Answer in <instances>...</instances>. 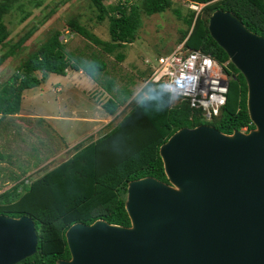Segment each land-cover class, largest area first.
Wrapping results in <instances>:
<instances>
[{
	"label": "trees",
	"instance_id": "16d2710c",
	"mask_svg": "<svg viewBox=\"0 0 264 264\" xmlns=\"http://www.w3.org/2000/svg\"><path fill=\"white\" fill-rule=\"evenodd\" d=\"M14 1L0 0V51L9 44L10 31L4 16ZM91 2L97 21L107 20L109 39L96 36L76 17L68 19L66 25L72 32L100 46L103 52L114 53L118 61L125 58L123 48L137 39L143 15L161 13L175 5L174 0H133L131 3L118 0L113 5H106L103 0ZM183 2L187 6L196 3L200 9L188 6L184 14L179 5L172 9L185 25L180 29L177 42H183L185 48L209 54L230 77L226 102L219 114L209 121L186 99L172 104L169 94L158 85L147 83L135 96L128 88L115 89L113 78L100 79L105 62L94 54L83 57L66 51L59 32L34 45L0 83V120L19 112L24 90L40 85L50 73L65 75L68 68L81 70L96 83H103L102 87L111 95L103 103L107 115H114L121 104L134 96L128 103V111L108 131L74 147L68 158L33 179L14 176V184L0 192V214L14 218L27 215L35 223L36 251L16 264H58L61 259H69L65 231L74 223L91 224L102 219L129 226L125 207L127 184L144 177L167 182L159 147L176 130L209 124L230 134L254 127L247 110L245 78L211 37L208 17L218 9L231 11L250 31L264 37V0ZM1 55L0 65L6 58V54ZM146 65L143 78L152 70L150 64ZM4 158L0 150V161Z\"/></svg>",
	"mask_w": 264,
	"mask_h": 264
},
{
	"label": "water",
	"instance_id": "95a60500",
	"mask_svg": "<svg viewBox=\"0 0 264 264\" xmlns=\"http://www.w3.org/2000/svg\"><path fill=\"white\" fill-rule=\"evenodd\" d=\"M208 31L245 78L254 127L176 130L159 147L167 182L127 184L130 225L72 224L70 258L58 264H264V37L221 9ZM37 243L31 217L0 214V264L31 256Z\"/></svg>",
	"mask_w": 264,
	"mask_h": 264
},
{
	"label": "rangeland",
	"instance_id": "374dc122",
	"mask_svg": "<svg viewBox=\"0 0 264 264\" xmlns=\"http://www.w3.org/2000/svg\"><path fill=\"white\" fill-rule=\"evenodd\" d=\"M174 1L175 5L164 12L143 15L137 39L123 48L125 58L118 61L114 53L103 52L100 46L72 32L66 25L68 19L76 17L96 36L109 39L107 20L97 21L91 0H16L4 16L10 36L9 44L0 51L1 57L6 54L0 65V83L34 45L59 32L66 51L74 56L96 55L106 64L100 79L113 78L115 89L128 88L135 96L146 80L142 75L147 67L144 60L166 54L179 44L180 29L185 25L172 9L179 5L184 14L188 6L183 0ZM103 2L113 5L116 0ZM47 15L49 18L44 20ZM73 71L68 68L66 73H73L75 83L50 73L43 83L23 91L21 108L27 111L16 114L29 111L33 115L31 118L15 116L0 120V150L5 156L0 161V192L14 184V176L30 180L65 160L79 144L108 131L128 111V103L134 96L121 104L114 115H107L103 103L111 95L102 87L103 83L93 82L81 70ZM57 86L62 87L61 92L57 91ZM93 115L100 119L94 129L89 128L91 124L76 118Z\"/></svg>",
	"mask_w": 264,
	"mask_h": 264
},
{
	"label": "built area",
	"instance_id": "2783aa9c",
	"mask_svg": "<svg viewBox=\"0 0 264 264\" xmlns=\"http://www.w3.org/2000/svg\"><path fill=\"white\" fill-rule=\"evenodd\" d=\"M188 6L200 9L193 2ZM144 61L152 66V70L143 85L160 86L169 94L172 104L188 100L191 107L201 110L207 121L219 114L226 102L230 77L212 56L185 48L181 42L171 52Z\"/></svg>",
	"mask_w": 264,
	"mask_h": 264
},
{
	"label": "crops",
	"instance_id": "0c3cea01",
	"mask_svg": "<svg viewBox=\"0 0 264 264\" xmlns=\"http://www.w3.org/2000/svg\"><path fill=\"white\" fill-rule=\"evenodd\" d=\"M74 73H77L76 71H73ZM73 74V73H72ZM72 74H70V73H66L65 75H62V76H64L69 82H71V83H75V80L73 79V75ZM72 75V76H71ZM94 82V81H93ZM96 84V83H95ZM91 86H93V85H91ZM57 87H59L58 89L59 90H57L58 92H61V89H62V87H60V86H57ZM22 96H23V93H22ZM22 103V102H21ZM96 105V104H95ZM27 110H22V108H21V105H20V110H19V112L20 113H22V112H26ZM25 115V116H24ZM15 116H18V117H28V118H31L33 115H30V113H29V111L27 112V114H14V115H10V116H7L9 119H13V118H10V117H15ZM57 117H60V116H57ZM61 118H64V117H61ZM77 118V121H83V122H87V123H89V124H91L90 125V127L89 128H93L94 129V127H95V125L97 124V121L98 120H100L99 118H97V117H95V115H93V116H88V117H83V116H78V117H76Z\"/></svg>",
	"mask_w": 264,
	"mask_h": 264
},
{
	"label": "clouds",
	"instance_id": "9594fccd",
	"mask_svg": "<svg viewBox=\"0 0 264 264\" xmlns=\"http://www.w3.org/2000/svg\"><path fill=\"white\" fill-rule=\"evenodd\" d=\"M155 58V57H154Z\"/></svg>",
	"mask_w": 264,
	"mask_h": 264
}]
</instances>
